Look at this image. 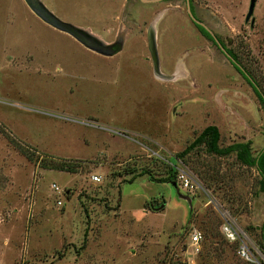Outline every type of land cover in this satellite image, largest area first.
Here are the masks:
<instances>
[{"label":"rangeland","instance_id":"374dc122","mask_svg":"<svg viewBox=\"0 0 264 264\" xmlns=\"http://www.w3.org/2000/svg\"><path fill=\"white\" fill-rule=\"evenodd\" d=\"M40 1L121 46L91 51L24 0H0V264H264L256 171L203 145L179 155L206 125L219 146L264 147V110L191 23L184 0ZM191 2L264 94V0L246 21L249 0ZM56 159L76 171L45 165ZM169 167L175 186L148 180ZM241 241L250 261L236 254Z\"/></svg>","mask_w":264,"mask_h":264},{"label":"trees","instance_id":"16d2710c","mask_svg":"<svg viewBox=\"0 0 264 264\" xmlns=\"http://www.w3.org/2000/svg\"><path fill=\"white\" fill-rule=\"evenodd\" d=\"M190 10H193L192 5H190ZM198 31L204 36L209 38L208 33L200 26L196 25ZM219 45L223 48L224 52L230 57L232 62L236 64L233 68L238 71L241 77L246 81V83L251 88L252 92L255 94L259 104L264 110V94L258 89L257 83L251 78V76L243 69V67L239 64L237 57L234 52L230 48H228L222 40L218 38ZM219 134L217 128L214 125H206L201 129V131L193 138V140L180 152L179 155L190 151L193 147L198 145L204 146V151L206 153L214 154L217 156H225L229 154H233L236 161L240 164L245 165L247 167L253 168L257 175V193H261L264 196V147L252 153L250 150L248 141H240V142H232L225 146H219L218 144ZM47 167L67 171L73 173L76 171L77 165L75 162L70 160H52L51 162L45 164ZM143 172L138 174L141 175ZM136 175L131 176L128 182H131ZM149 181L154 182H168L176 185L175 183V174L172 167L168 168V172L166 176L153 178L152 176H148ZM257 233L259 238V248L264 253V215L257 226ZM83 245V242H82Z\"/></svg>","mask_w":264,"mask_h":264},{"label":"water","instance_id":"95a60500","mask_svg":"<svg viewBox=\"0 0 264 264\" xmlns=\"http://www.w3.org/2000/svg\"><path fill=\"white\" fill-rule=\"evenodd\" d=\"M142 1H156V0H142ZM25 4L28 6V8L45 24L48 26L68 34L73 39H75L77 42H79L82 46L85 48L103 54V55H111L115 53L117 50H119L121 46V38L116 39L111 44H105L92 34H90L88 31L77 27L69 22L63 21L56 17L51 11H49L40 0H24ZM187 3V0H186ZM255 0H249L247 12L245 14L244 20L246 21L250 15L252 14L253 7H254ZM186 13L188 15L189 20L191 23L196 26H201L210 36L209 40L213 43V45L216 47V49L226 58V60L230 63V65L233 67L236 66L230 59V57L224 52L223 48L219 45L218 40L214 38L212 32L199 20H197L193 14L191 13L188 4L186 5ZM146 40H147V48L149 50L151 60L153 63L154 69L157 67L156 63V54H155V47H154V39H153V32L152 30H148L146 34ZM238 72V71H237ZM239 73V72H238ZM240 74V73H239Z\"/></svg>","mask_w":264,"mask_h":264},{"label":"built area","instance_id":"2783aa9c","mask_svg":"<svg viewBox=\"0 0 264 264\" xmlns=\"http://www.w3.org/2000/svg\"><path fill=\"white\" fill-rule=\"evenodd\" d=\"M91 178L93 181L99 180V176H97V175H92ZM179 179H180L179 180L180 186H182L184 189L193 188L191 179L189 177H187L186 175H180ZM52 187L54 188V190L58 191V188L55 185H52ZM222 229H223L222 231L226 237L230 238L231 240L235 239L236 235L226 224H224ZM189 238H190V242L192 244H198L199 240L201 239V234L198 230H193L189 234ZM236 254L240 258L245 259L246 261H250V252H249V249H248V247L244 241H241L238 244V246L236 248Z\"/></svg>","mask_w":264,"mask_h":264},{"label":"flooded vegetation","instance_id":"af4514ba","mask_svg":"<svg viewBox=\"0 0 264 264\" xmlns=\"http://www.w3.org/2000/svg\"><path fill=\"white\" fill-rule=\"evenodd\" d=\"M184 4H185V10H186V5L188 4V6H189V9H190V5H192V2H191V0H187V3H186V0H184ZM192 7H193V5H192ZM191 11V10H190ZM191 13L193 14V16L197 19V20H199L195 15H194V11L192 10L191 11ZM199 21H201V20H199ZM202 22V21H201ZM203 23V22H202ZM201 27V26H200ZM195 28L197 29V27L195 26ZM198 30V29H197ZM200 33V32H199ZM201 34V33H200ZM202 35V34H201ZM203 36V35H202ZM213 36H214V38H216L217 40H218V37L217 36H215L214 34H213ZM204 37V36H203ZM206 39H210V36H209V38H207V37H205ZM209 41V40H208ZM212 43V42H211ZM213 44V43H212ZM176 67L177 66H175V68H174V71L173 72H175V70H176Z\"/></svg>","mask_w":264,"mask_h":264},{"label":"bare ground","instance_id":"6f19581e","mask_svg":"<svg viewBox=\"0 0 264 264\" xmlns=\"http://www.w3.org/2000/svg\"><path fill=\"white\" fill-rule=\"evenodd\" d=\"M177 72H179L178 66L176 67V70H175V72H173V75H176V74H177Z\"/></svg>","mask_w":264,"mask_h":264}]
</instances>
